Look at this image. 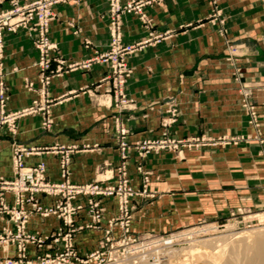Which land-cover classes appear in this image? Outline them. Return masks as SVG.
<instances>
[{
  "label": "crops",
  "instance_id": "obj_1",
  "mask_svg": "<svg viewBox=\"0 0 264 264\" xmlns=\"http://www.w3.org/2000/svg\"><path fill=\"white\" fill-rule=\"evenodd\" d=\"M215 1L224 18L222 32L219 21L213 20L211 0H162L143 7L153 30L169 35L128 56L132 73L124 87L131 99L127 109L119 111L105 91L102 78L108 72L107 64L93 63L53 76L47 89L52 100L49 128H42L38 113L18 119L15 135L0 128V177L12 176V143L39 148L75 145L69 163L72 182L111 177L120 161L115 118L128 130L127 141L133 143L160 137L161 120L172 107L175 120L166 131L173 138L244 136L247 140L184 148L178 154L162 150L143 159L130 149L127 172L131 186L140 187L136 167L141 164L151 172L148 190L154 194L130 199L131 233L165 232L226 218L239 207H264V1ZM8 7L7 0H0V9ZM53 11L48 36L57 44L58 58L80 62L107 48V0L59 3ZM121 20L124 44L146 38L137 15L125 13ZM2 37L7 109L17 110L37 98L38 51L23 28L3 31ZM27 82L33 83L32 89L26 87ZM244 92L255 106L257 129L248 124L242 106ZM39 161L45 163L49 180L60 179L57 154L51 150L32 154L24 164ZM5 199L12 203L11 194H5ZM41 200L51 203L46 196ZM102 206V227L77 233L78 249L93 248L106 220L115 215L113 198H104ZM85 220V211L80 210L76 222ZM58 225L54 217L33 216L29 221L30 228L44 230ZM4 226L12 227L6 216H0V229ZM13 250L10 247L9 255ZM27 252L34 257L33 246Z\"/></svg>",
  "mask_w": 264,
  "mask_h": 264
},
{
  "label": "built area",
  "instance_id": "obj_2",
  "mask_svg": "<svg viewBox=\"0 0 264 264\" xmlns=\"http://www.w3.org/2000/svg\"><path fill=\"white\" fill-rule=\"evenodd\" d=\"M9 7L0 9V128H5L11 135L17 132V120L24 115L41 113L42 127L47 129L50 123L47 116L52 100L48 96V86L53 76L77 68H88L93 63L107 64L108 72L102 78L107 83L106 92L111 93L114 106L120 111L127 109L131 99L124 92L125 83L130 76L131 68L127 58L148 43L159 41L162 36L149 31V37L133 44L122 42L121 16L134 12L145 24L151 27L150 19L142 12V7L156 0H107V30L109 42L103 51L80 62L66 63L56 56L57 44L49 39V23L54 18L53 7L59 3L78 4L81 0H7ZM17 28L26 30L33 46L38 51L35 62L39 87L36 88L37 98L20 110H8V87L5 82L6 71L3 66L4 42L2 32L15 31ZM86 45L89 41L85 42ZM26 87L33 88L32 82ZM249 114V122L257 126L254 106L250 102L243 104ZM168 116L162 119V133L159 138H145L133 143L127 141L128 130L115 118V133L119 148L120 161L115 168V180L111 177L94 179L91 182L75 183L70 180L69 163L75 145H57L51 148H39L33 145L12 143L10 178L0 177V216H6L12 227L0 229V249L4 256L0 264H114L120 262L119 250L129 243L144 246L159 244L160 239L152 234L131 239L130 219L132 207L129 201L135 196H148V172L140 165L136 169L141 174V188H133L128 179L126 161L128 151L132 147L138 156L144 157L149 152L162 149L178 150L180 147L198 144L204 138L189 137L175 139L168 136L166 128L175 120V108L167 109ZM242 138V137H241ZM233 139V138H232ZM208 141V140H206ZM235 141V139H233ZM51 150L58 155V181L47 177L46 165L39 161L34 165H25V159L32 155ZM11 194L12 203H8L5 194ZM49 197L51 203L43 204L41 198ZM116 199L117 213L106 220L101 237L88 252H79L75 237L77 233L98 230L102 227V199ZM84 210L87 220L76 222L77 214ZM33 216L39 218L54 217L59 225L51 230L30 228L29 221ZM118 225L119 239L114 240L113 228ZM137 240V241H136ZM166 243V241L164 242ZM35 249L33 258L28 256L27 247ZM142 245V246H143ZM141 246V251L145 247ZM13 247V255L9 249ZM125 251V250H124ZM114 255V257H113ZM140 255L137 256V259ZM139 260V259H138Z\"/></svg>",
  "mask_w": 264,
  "mask_h": 264
},
{
  "label": "rangeland",
  "instance_id": "obj_3",
  "mask_svg": "<svg viewBox=\"0 0 264 264\" xmlns=\"http://www.w3.org/2000/svg\"><path fill=\"white\" fill-rule=\"evenodd\" d=\"M127 1H129V0H127ZM160 1H162V0L151 1L150 3L145 4V5H150L152 3H158ZM211 2L214 5L213 10H212L213 20L219 21V23L222 26V28H220L219 31L222 32V31H224V28H223L224 18H222V16H221V11L215 6L216 1L211 0ZM143 7H142V12L147 16V14L143 11ZM129 13H133V14L137 15L134 12H129ZM137 17L139 18L138 15H137ZM147 18H149L150 22H151V18L149 16H147ZM139 20H140V18H139ZM121 24H122V20H121ZM142 25L144 26V28L146 30V34H147L146 38L149 37V34H148L149 31H151L153 34L161 35L162 38L160 40L164 39L166 36L169 35V32L164 33V34L156 33L153 30L152 26L149 29H147L143 22H142ZM159 41H157V42H159ZM152 43H155V42H151L148 44H152ZM3 66H4V64H3ZM131 73H132V68H131ZM109 94L111 95V93H109ZM247 96H248V93L244 92L243 98H242V106L244 109H245V106L243 104L245 102H247V103L250 102L248 100ZM112 102L114 104L113 97H112ZM51 103L49 104V107H48V113H49V108L51 106ZM252 105L254 106V104H252ZM6 106H7V104H6ZM23 108H25V107H23ZM20 109H22V108H20ZM20 109H17V110H20ZM254 110H255V114H256V118H257V122H258L257 126H254L253 124H251L249 122V114H248L247 110L245 109L246 114L248 116V124L257 129L259 126V121H258L255 106H254ZM13 111H15V110H13ZM48 113H47V116H48ZM38 114H40L42 116L41 113H38ZM162 119H164V118H162ZM42 121L43 120L41 119V126H42ZM49 126H50V123H49ZM49 126H48V128H49ZM114 129H115V124H114ZM160 137H162V136H160ZM191 137H197L198 139L203 138L202 136H191ZM171 138H173V137H171ZM187 138H189V137H187ZM232 138L235 139V141H233ZM143 139H145V138H143ZM154 139H156V138H154ZM175 139H178V138H175ZM181 139H185V138H181ZM204 139L205 140H201L198 144H194L192 146L180 147L178 150H170V149H162V150H170V151H173L176 154H178L184 148H197V147H201L204 145H213V144H218V143L219 144H229V143L230 144H236L239 141H242L244 139L247 140V137L233 136L230 138L222 137V138H218V139H209V138H204ZM206 140H208V141H206ZM130 149H133L137 154V151L134 148L131 147ZM162 150H158L156 152H149L148 154L157 153V152L162 151ZM148 154H146L144 157H146ZM137 156H138V154H137ZM128 157H129V155H128ZM144 157H141V159H143ZM127 162H128V160L126 161V168H127ZM139 165L141 166V164H139ZM141 168H142V166H141ZM142 170H144V169L142 168ZM144 171H147L148 176H149V180H148L147 187H146L149 195L148 196H137V197H150L151 198L154 196V194L148 190V184L150 181L151 172L149 170H144ZM115 173L113 176H111L110 182H113L115 180ZM127 174H128V172H127ZM140 177H141V174H140ZM100 178H103V177H100ZM128 179H129V177H128ZM129 183H130V180H129ZM140 188H141V181H140V187L137 189H140ZM106 198H113V197H106ZM113 199L115 200V204H116V199L115 198H113ZM115 209H116V207H115ZM116 213H117V209H116ZM132 215H133V207L131 210L130 224H131V220H132ZM130 224H129V228H130ZM148 233L158 237V239L162 238L160 240L159 244H156L154 246H152V245L144 246L143 244H140V243L139 244L129 243L123 250L121 249L118 251V253L120 254V258H119L120 262L114 263V264H200V263L202 264L203 262H204L203 264H208V262L212 258L209 256V253H203V251L212 252V251H215L217 249H222V252H219L220 253L219 258H215V260L219 259L218 261H216L217 264H247V263L250 264V262L256 257L255 256L256 253L254 251L256 250L255 248L257 247L258 243L262 241V243L264 244V207H260V206L259 207H241V208L239 207V208H236L235 210H233L229 214V216H227L226 218L219 219V220H213V221L212 220L211 221H200V222H197L194 224L181 226V227H178V228H175V229H172L169 231H165V232H143L140 234H132L130 231L129 234L131 236V239H133V238L137 239V238H140L143 235L148 234ZM119 235H120V229H119L118 225H116L113 228L114 240L119 239ZM165 241H166V243H164ZM141 246L145 247L142 252H140ZM213 247H214V249H212ZM190 249H194L195 255L193 254V252H191V253L187 252ZM90 250L91 249L79 250V252L83 253V252H88ZM196 250H197V253L200 250L198 255L196 253ZM183 251H186V252H183ZM217 254H215V255H217ZM139 255H140V258H138L139 259L138 260L137 256H139ZM190 255L192 256V258L190 257ZM113 257H114V255H113ZM182 257L183 258L185 257V260ZM211 263H213V260ZM91 264H96V263L94 262Z\"/></svg>",
  "mask_w": 264,
  "mask_h": 264
},
{
  "label": "bare ground",
  "instance_id": "obj_4",
  "mask_svg": "<svg viewBox=\"0 0 264 264\" xmlns=\"http://www.w3.org/2000/svg\"><path fill=\"white\" fill-rule=\"evenodd\" d=\"M205 244V243H204ZM193 246V245H192ZM200 247V246H199ZM191 248V247H190ZM212 249H214V247L212 248ZM256 250L254 251L255 253H256V257L250 262V264H264V244L262 243V241L261 242H259L258 243V245H257V247L255 248ZM187 251V250H186ZM186 251H183V252H186ZM200 251V250H199ZM199 251H198V253H199ZM188 253H191V252H193V254L195 255V251H194V249H190L189 251H187ZM202 252V251H201ZM215 254H217V255H215ZM219 252H222V249H217V250H215V251H212V252H209V251H203V253H209V256L212 258L209 262H208V264H217L216 263V261H218V260H215V258H219V256H220V253ZM196 253H197V250H196ZM198 253H197V255H198ZM254 253V254H255ZM186 256V255H185ZM208 256V257H209ZM190 257L192 258V256L190 255ZM183 258V257H182ZM190 258V259H191ZM184 260H185V257L183 258ZM189 260V259H188ZM212 260H213V263H211L212 262ZM183 262V261H182ZM204 263V262H203ZM202 263V264H203ZM201 264V263H200ZM248 264V263H247Z\"/></svg>",
  "mask_w": 264,
  "mask_h": 264
}]
</instances>
